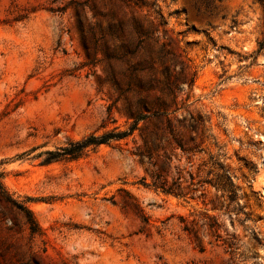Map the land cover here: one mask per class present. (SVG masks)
I'll use <instances>...</instances> for the list:
<instances>
[{"label": "rangeland", "instance_id": "1", "mask_svg": "<svg viewBox=\"0 0 264 264\" xmlns=\"http://www.w3.org/2000/svg\"><path fill=\"white\" fill-rule=\"evenodd\" d=\"M261 44L264 0H0V264H264Z\"/></svg>", "mask_w": 264, "mask_h": 264}, {"label": "trees", "instance_id": "2", "mask_svg": "<svg viewBox=\"0 0 264 264\" xmlns=\"http://www.w3.org/2000/svg\"><path fill=\"white\" fill-rule=\"evenodd\" d=\"M261 49L264 48V46L261 44L260 45ZM172 92L175 94V99L177 98L176 93L172 90ZM156 114V113H155ZM161 113H158L157 116H159ZM163 115H166V113H163ZM139 120V119H138ZM129 134L128 133H122L119 134V138H125L127 137ZM110 135H106L103 136L101 138H97L95 136H92L82 142H78L75 144H72V146L76 147V151H74L73 153H70L71 158L73 159H77V158H81L82 156L85 155L86 151L91 147V146H98L100 144L106 143L108 138ZM63 153H60V156H67V150L65 149L64 151H62ZM155 188L162 190L164 193L166 194H177L178 196H180V194L175 193V191L170 188L167 187L166 185H154ZM0 190L2 193V198L4 200H7L9 198V195L7 193V191H5L1 181H0ZM19 208L25 213V220H26V224L30 230V232L32 234H39L41 232V229L39 227V224L36 220V218L34 217L33 213L31 211H29L28 209H26L25 207H23V205H20ZM242 207L239 208L238 212L242 211ZM205 221L203 223V228L207 229L209 231V233L216 239V241H223L225 245H227L230 249H233L235 247V242L234 236H229L228 233L227 238L222 239V236L220 234L221 232V226L219 224V222L217 220H214L213 218L210 217H205L204 218ZM185 231H189V228L186 227Z\"/></svg>", "mask_w": 264, "mask_h": 264}]
</instances>
